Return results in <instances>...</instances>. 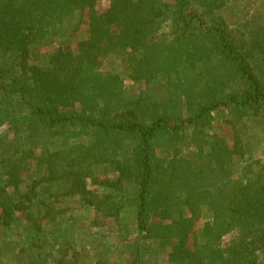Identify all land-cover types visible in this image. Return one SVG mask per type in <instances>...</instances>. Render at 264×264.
Wrapping results in <instances>:
<instances>
[{
    "label": "trees",
    "instance_id": "obj_1",
    "mask_svg": "<svg viewBox=\"0 0 264 264\" xmlns=\"http://www.w3.org/2000/svg\"><path fill=\"white\" fill-rule=\"evenodd\" d=\"M227 3L0 0V264H264V9Z\"/></svg>",
    "mask_w": 264,
    "mask_h": 264
},
{
    "label": "rangeland",
    "instance_id": "obj_2",
    "mask_svg": "<svg viewBox=\"0 0 264 264\" xmlns=\"http://www.w3.org/2000/svg\"><path fill=\"white\" fill-rule=\"evenodd\" d=\"M264 0H228L227 6L224 9V15L228 20L233 22L234 24H239L240 26H248L249 22L252 18H250V14L253 9L255 10H263L264 9ZM107 4V1L101 2V7H104ZM257 5H262L259 7H256ZM256 7V8H255ZM259 10V11H260ZM54 45L48 47L53 48ZM127 87L130 91L134 92L143 87L144 84H138L135 81L127 80ZM163 96L166 95L164 92L162 94ZM227 112H218L216 114V120L214 122L213 131L217 132L221 136H224L229 144L233 145V135L234 130L231 128V125L226 121ZM190 132V131H189ZM239 132L243 135L244 140H248L250 142V148H252V151H254V154L256 156H261L264 158V124L260 120L255 119H247L245 122V125L241 126V129ZM188 139V137H187ZM186 137H184V143H181L179 145V150L181 151L182 155H187V150L185 148V144H187ZM73 207L78 206V202L74 201L71 202ZM88 214V212H87ZM91 215V214H90ZM93 215V214H92ZM91 215V216H92ZM107 224V223H106ZM235 236V233L227 234L224 238V242H228L232 240ZM127 242H133V239H127ZM113 257L117 258V261L125 262V255L126 253H121V251H116L115 253H112ZM6 255V254H5ZM70 258V257H68ZM92 258H88V264ZM124 264V263H121Z\"/></svg>",
    "mask_w": 264,
    "mask_h": 264
}]
</instances>
